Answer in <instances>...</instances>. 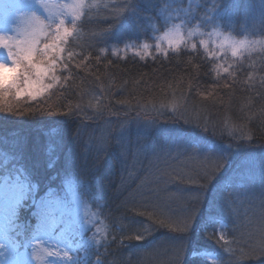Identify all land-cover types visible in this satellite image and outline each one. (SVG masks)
Segmentation results:
<instances>
[{
    "label": "trees",
    "instance_id": "trees-1",
    "mask_svg": "<svg viewBox=\"0 0 264 264\" xmlns=\"http://www.w3.org/2000/svg\"><path fill=\"white\" fill-rule=\"evenodd\" d=\"M179 2L185 9L191 5V14L194 16H202L213 3L219 2L229 6L221 28L240 38L245 35L241 25L253 14L249 5L255 3L258 6L260 0ZM148 12V8H143L141 16ZM254 14L258 25V7ZM109 23L108 19L93 18L80 26L79 37L73 42L70 50L74 53L83 52L88 59L84 60L79 68L74 65L79 63L82 57L74 61L71 72L64 73L69 76V80L66 84L62 80L61 84L65 86H58L55 94L48 100L47 106L53 111H56L57 107L63 112L69 107L75 110L79 106L83 112L72 116H11L0 112V169L11 166L10 148L17 137L44 145H55L62 137L65 144L70 143L81 125L84 112L92 115L93 107L97 105L102 110V117L95 121L83 118V123L88 125L82 132L85 138L89 132H100L109 125L118 126L121 121H128L126 132L116 135L135 141L144 133V121L156 118L154 137L143 136V142L149 147L155 138L159 140L165 136L171 137L181 130H184L183 136L206 137L225 146L231 144L236 156L230 170L225 173L219 184H207L203 189L201 185L206 182L201 177L207 161L202 155H178L176 150L166 157V164H161L172 178L167 184L161 183L159 186L152 183L154 177L146 175L147 160H144L143 165L128 178L127 172L123 171L116 159L115 152L105 155L100 162V170L95 175L91 174L94 164L91 155L80 156L68 165L63 153L53 150L41 157L38 164L36 158L30 159L27 164L29 168L37 165L34 180L40 185L37 199L60 197L67 180L77 183L76 190L81 199L96 214L103 210L102 214L97 215L102 222V233L104 224L112 220L117 221L118 228L125 215V209L118 205L129 193L151 188L154 190L152 199L162 204L166 211H170L174 219L183 220L190 213L195 216L191 221L190 230L186 233L187 264H221V261L223 264H234L241 251L248 252L259 239L257 224L261 202L264 200V187L261 185V172L264 170V47L257 45L254 50L235 58L229 52L225 55L219 49L213 48L219 52L213 61L207 57L203 48L198 47L193 53L189 45L188 49H181L179 54L169 52V56L165 57L157 53L154 47V37L159 35V32L148 29L143 33H132L125 29L124 34L134 37L137 43L146 42L153 45L150 48L151 55L141 59L133 50H129L113 56L112 46L115 38L109 39L106 45L104 42L96 43L91 35L106 29ZM247 23L250 26L251 20H247ZM192 28L195 29L194 23ZM206 35L207 32L203 37ZM255 38L249 34V39ZM200 39V36L196 37L197 45ZM125 42L129 41H120L121 49ZM105 47L107 51L102 52L101 49ZM209 47H213L210 42ZM223 68H228L229 72L225 73ZM185 119L191 120L192 123L185 124ZM205 124L209 126V132L202 131ZM212 126L217 129L215 136L211 132ZM225 128L251 132V139L235 141L228 136L227 131L221 136L219 130ZM15 166L20 167L19 164ZM122 175L125 177L127 191L117 195L115 188ZM232 177H236V184L234 187L229 185L224 195L231 194L236 198V211L230 217H223L219 214L221 196L218 188L228 184ZM197 192L200 199L194 203L193 198ZM86 193L91 194L92 198ZM138 210L147 212L151 211V208ZM18 216L22 228L28 225L32 230L37 222L31 212H20ZM122 222H128L129 228H135L145 222L151 223L146 216L132 214H128ZM219 225L225 226L230 242L224 247L211 238L213 229ZM250 233L253 235L250 236ZM179 234L169 227L154 225V230L146 240L112 244L107 253L101 248V253H105L102 259L105 264H112L113 261L116 264H166L171 245ZM113 235H116L118 240L121 239L118 231ZM225 248L231 251H225ZM194 250L211 255L193 259L191 253ZM89 258L96 259L95 256ZM239 264H264V255L257 253L246 256Z\"/></svg>",
    "mask_w": 264,
    "mask_h": 264
},
{
    "label": "snow or ice",
    "instance_id": "snow-or-ice-1",
    "mask_svg": "<svg viewBox=\"0 0 264 264\" xmlns=\"http://www.w3.org/2000/svg\"><path fill=\"white\" fill-rule=\"evenodd\" d=\"M228 7L223 3H213L202 16H194L191 14V5L185 9L180 6L179 0H110L103 3L101 0H92L91 3L89 0H72L71 3L56 5L55 10L47 0H12L11 3L5 4L3 19L0 20V112L11 116H72L84 111L79 106L75 110L69 107L67 111L62 112L60 107H57L56 111H53L47 104L57 87L65 86L61 81L66 84L69 80V76L64 73L71 72L74 61L82 57L79 63L74 65L79 68L84 60L88 59L83 52L74 53L70 48L79 37L80 26L93 18L110 21L106 29L91 35L96 43L104 42L106 45L109 39L115 38L112 46L113 56L129 50H133L141 59L151 55L150 48L153 45L146 42L137 43L134 37L124 34L125 29L132 33H143L148 29L159 32V35L154 37V47L157 53L165 57L169 56V52L179 54L181 49H188L189 45L193 53L198 47L203 48L207 57L213 61L219 55L213 48L219 49L225 55L230 52L235 58L254 50L257 45L264 47V0H260L258 6L255 3L249 5L253 14L241 25L245 35L240 38L221 28ZM257 7L258 25L254 14ZM143 8H148L149 12L142 17ZM247 20H251L250 26ZM193 23L196 30L192 28ZM205 32L210 41L201 38L197 45V35L203 37ZM249 34L256 38L249 39ZM212 36H215L216 40H211ZM122 39L129 42H125L121 49L119 43ZM209 42L212 48L209 47ZM101 51H107V47ZM223 71L228 73L229 69L223 68ZM100 117L102 110L97 105L93 107L92 115L84 112L83 118L95 121ZM83 118L70 143L65 144L62 137L55 145H44L22 137H17L12 143L11 166L0 169V228L3 229L4 236L3 242H0V264H33L34 260L43 259L45 256L48 258L46 264H105L102 257L112 244L146 240L154 230V225L169 227L173 232L180 233L171 245L166 264H187L186 233L192 226L191 221L195 219L193 214L190 213L183 220L174 219L170 211H166L162 204L152 199L153 189L133 191L118 205L125 209L122 220L132 214L146 216L151 223L145 222L135 228H129L128 222L121 220L117 228V221L112 220L104 224L101 233L99 225L102 222L99 219L90 220L87 214L80 216L73 210L70 202L46 201L43 197L37 199L40 187L39 182H34L37 165L29 168L27 161L36 158L38 164L41 157L53 150L62 152L68 165L80 156L91 155L94 158L91 174L95 175L100 170L99 165L105 155L115 152L116 159L123 171L127 172L128 178L143 165L144 160H147L146 175L154 177L152 183L159 186L161 183L167 184L172 178L161 164H166V157L176 150L178 155H202L207 161L201 177L206 182L201 185L203 189L207 184H219L225 173L230 170L236 156L232 145L218 144L206 137L183 136L184 130H181L171 137L165 136L159 140L155 138L149 147L143 142V136L154 137L156 118L144 121V133L135 141L116 135L126 132L128 121H121L118 126L109 125L100 132H89L85 138L82 132L88 125L83 123ZM184 123L191 124L192 121L185 119ZM202 131L209 132V126L205 124ZM219 131L221 136L227 131L228 136L235 141L251 139L252 135L251 132L244 133L239 129L225 128ZM211 132L213 136L217 134L215 126H212ZM17 164L20 167H16ZM235 184L236 177H232L228 184L218 188L221 196L219 214L223 217H230L236 211V198L231 194L224 195L229 185L234 187ZM261 185L264 187V170L261 172ZM122 191H127L123 175L115 188L117 195L122 194ZM86 195L92 198L91 194ZM199 199L197 192L193 198L194 203ZM139 208H151V211H139ZM20 212H31L37 218L39 223L35 231L28 225L21 230L17 223ZM102 213L103 210L96 215ZM93 228L96 231L88 237L87 233ZM117 231L121 238L119 240L113 235ZM257 232V243L248 252L242 250L234 264H239L246 256L257 253L264 255V200L261 202ZM211 238L221 247L230 243L224 225L215 227ZM101 248L105 249V253H101ZM21 249L24 251H20ZM225 251L231 250L225 248ZM203 255L211 254L197 250L191 253L193 259ZM91 256L96 259H90ZM112 264L116 262L113 261Z\"/></svg>",
    "mask_w": 264,
    "mask_h": 264
},
{
    "label": "rangeland",
    "instance_id": "rangeland-1",
    "mask_svg": "<svg viewBox=\"0 0 264 264\" xmlns=\"http://www.w3.org/2000/svg\"><path fill=\"white\" fill-rule=\"evenodd\" d=\"M11 2H12V0H0V20L3 19V12H4L5 4L11 3ZM65 2L71 3L72 0H47V3H49L50 5L53 6V10H55L56 5L61 4V3H65ZM41 15H43V13H41ZM193 30H196V29H193ZM207 35H206V37H201V38L205 39L206 41H210V38ZM197 36H199V35H197ZM211 40H216V37L212 36ZM217 43H219L218 40H217ZM0 58H2V57H0ZM64 185H65V189H64V191H62V196L56 197V198L45 197L44 199L46 201H52V202L57 201V200L68 201L71 203V207L73 208V210L75 212H78V214L80 216L83 217V216H85V214H87V216L90 220L91 219H99L98 216L96 215V212L94 210H92L90 208V206L83 199H81V197L77 193V190H76L77 183H75L72 180H67L64 183ZM38 223H39V221L37 222V224ZM89 227H91V224H89ZM99 227L101 229L100 225H99ZM35 229H36V226H35ZM35 229L33 231H35ZM95 231H96V229L93 228L91 232L87 233V236L91 237L93 232H95ZM101 233H102V230H101ZM3 240H4L3 229L0 228V242H3ZM20 251H24V250L21 249ZM47 259L48 258L45 256L43 259L34 260L33 264H46ZM209 259H211V258L209 257Z\"/></svg>",
    "mask_w": 264,
    "mask_h": 264
}]
</instances>
